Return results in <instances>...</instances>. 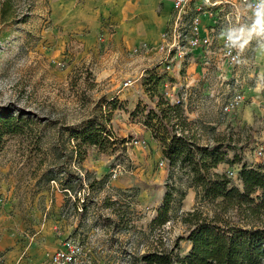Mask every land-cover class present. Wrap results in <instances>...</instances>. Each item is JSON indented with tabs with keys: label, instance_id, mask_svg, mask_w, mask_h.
Segmentation results:
<instances>
[{
	"label": "rangeland",
	"instance_id": "1",
	"mask_svg": "<svg viewBox=\"0 0 264 264\" xmlns=\"http://www.w3.org/2000/svg\"><path fill=\"white\" fill-rule=\"evenodd\" d=\"M105 53L77 46V0H0V106L20 114V131L0 149V264H139L140 254L171 247L186 230L179 215L195 207L194 191L178 170L168 177L158 144L129 115L146 100L143 71L159 60L158 73L176 77L158 83L165 98L201 97L187 91L185 54L139 47L111 60ZM263 83L264 75L229 112L221 111L226 95L215 92L211 103L187 107L199 120L197 132L188 127L197 143L221 140L225 157L238 158L213 169L238 188L240 164L264 161ZM237 85L232 80L227 96ZM91 124L124 142L107 151L78 146L75 133ZM168 189L170 219L151 227ZM201 210L211 214V206ZM188 248L179 241V253ZM65 249L71 260L55 261Z\"/></svg>",
	"mask_w": 264,
	"mask_h": 264
},
{
	"label": "trees",
	"instance_id": "2",
	"mask_svg": "<svg viewBox=\"0 0 264 264\" xmlns=\"http://www.w3.org/2000/svg\"><path fill=\"white\" fill-rule=\"evenodd\" d=\"M160 64L145 69L141 78L146 100L139 98L129 115L137 118L150 138L159 146L168 177L178 170L185 177L186 186L192 188L195 207L179 215L186 226L184 234L175 238L169 248L145 251L137 258L139 264H263L264 263V161L257 165L241 163L237 179L241 187L232 184L225 173L213 169L219 163H238L233 154L225 157L226 148L221 140L199 144L189 132V122L184 115L181 100L171 102L157 88L158 83L173 78L158 73ZM114 109V103H110ZM20 114L0 106V149L7 135L20 131L17 123ZM80 145H92L107 151L116 139L101 124H91L75 133ZM114 150V149H110ZM264 154V146L262 149ZM182 192L180 191V195ZM172 193L163 194L150 221L151 227H160L170 219ZM211 206L206 215L201 208ZM179 241L189 248L178 252Z\"/></svg>",
	"mask_w": 264,
	"mask_h": 264
},
{
	"label": "crops",
	"instance_id": "3",
	"mask_svg": "<svg viewBox=\"0 0 264 264\" xmlns=\"http://www.w3.org/2000/svg\"><path fill=\"white\" fill-rule=\"evenodd\" d=\"M70 5H64L65 18ZM235 5L242 6L243 1L189 0L180 15V21L185 25L190 23L191 16L196 15L198 35L207 40L205 44L189 48L183 59L187 91L191 95L198 93L201 96L196 100L194 97L182 100L184 115L191 130L196 129L194 125L199 121L187 111L192 103H211L213 92L227 97L232 80L237 82L242 94L243 91L256 89L264 75V47L261 46L264 41L260 39L254 38L239 52V60L234 65L227 64L221 57L222 32L227 25L223 15L231 13V21L234 22ZM250 15V12L244 13L241 23H248ZM174 18L171 0H77V46L82 50L100 48L106 51L104 56L111 60L123 58L139 47L154 50ZM65 20L71 21L69 17ZM158 63L161 65L162 61L155 64ZM169 74L176 78L173 73ZM146 133L150 138L149 132Z\"/></svg>",
	"mask_w": 264,
	"mask_h": 264
},
{
	"label": "built area",
	"instance_id": "4",
	"mask_svg": "<svg viewBox=\"0 0 264 264\" xmlns=\"http://www.w3.org/2000/svg\"><path fill=\"white\" fill-rule=\"evenodd\" d=\"M188 1L189 0H171V7L173 11H175V18L173 22L162 33V40L155 48V50L159 53H163L166 56L171 54L174 58L179 59L182 58L183 55L186 53L185 50L192 47H196L200 44H205L207 42L205 38H201L198 35V19L196 15L191 16V21L188 25H186L187 27H185V24L180 21V15L186 9ZM248 2L254 3L255 0H248ZM231 16V13L228 12L223 15V20L226 24H228V22L231 20ZM233 19H235V16H233ZM220 54L221 57L229 65H234L239 60V52L236 49L228 48L226 46V41L224 37L220 46ZM164 58L166 57L164 56L163 59ZM128 85V81L123 82L124 87ZM262 87L264 88V83ZM242 98L243 95L240 91L234 92L233 94L227 96L221 106V111L223 113L229 112L243 100ZM261 153L262 152L258 151V154ZM69 252H72V250L65 249L64 251L56 252L54 260H61L64 263L69 262L71 260V255Z\"/></svg>",
	"mask_w": 264,
	"mask_h": 264
},
{
	"label": "clouds",
	"instance_id": "5",
	"mask_svg": "<svg viewBox=\"0 0 264 264\" xmlns=\"http://www.w3.org/2000/svg\"><path fill=\"white\" fill-rule=\"evenodd\" d=\"M235 21H229L222 32L226 46L242 52L254 39L264 41V0H255L254 3L243 0V5H235ZM250 12L248 23H241V16ZM264 47V43L261 44Z\"/></svg>",
	"mask_w": 264,
	"mask_h": 264
}]
</instances>
